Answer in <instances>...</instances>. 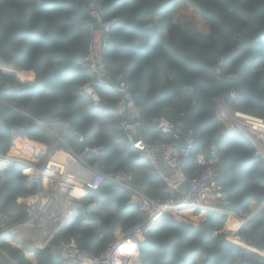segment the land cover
Listing matches in <instances>:
<instances>
[{"label":"trees","instance_id":"trees-1","mask_svg":"<svg viewBox=\"0 0 264 264\" xmlns=\"http://www.w3.org/2000/svg\"><path fill=\"white\" fill-rule=\"evenodd\" d=\"M83 1L0 0V57L34 74L32 81L22 82L0 68V152L41 165L51 148L50 137L33 119L47 126L60 121L68 126L64 141L71 149L82 147L72 129L82 133L86 143L103 145L97 157L88 156L87 160H96L101 172L107 173L125 169L137 154L129 144L122 150L111 141L109 121L101 114L115 107L118 93L97 88L102 102L93 107L74 85L86 71L80 64L85 62L90 29L81 8ZM98 2L104 18L118 19L103 56L112 78L122 73L131 82L148 129L144 141L171 139L152 134L150 119L155 116L166 117L180 130L193 129L196 143L185 163L186 175L201 171L195 155L208 153L220 128L215 99L224 97L229 87L239 95V109L264 117V0ZM178 3L184 5V11L176 12ZM186 6L206 22V30L195 28L188 16L179 20L177 14L186 12ZM19 75L25 76L23 72ZM123 119L121 114L111 122L119 127ZM20 124L27 126L24 133L10 130L11 125ZM216 147L229 193L226 209L245 217L252 202H264V163L252 158V144L234 132L220 133ZM22 168L16 163L11 171H0V210L16 211L19 217L24 215V205L18 204L17 198L26 197L36 188L27 183ZM91 196L103 198L107 207L98 211L88 208V199L81 201L75 216L55 235L54 245L61 238L75 236L79 248L99 254L111 240L113 229L138 219L137 209L127 203V191L116 184L104 180ZM89 214L100 222L93 221V228L79 229ZM232 220L226 213L207 212L194 225L164 214L138 244L137 255L141 264H264V256L245 246L264 250V209L260 217L240 226L238 236L245 243L242 247L225 240ZM0 246L22 264H60L50 249L36 251L33 263L21 250L2 240ZM191 253L201 255V261L188 260Z\"/></svg>","mask_w":264,"mask_h":264},{"label":"built area","instance_id":"built-area-1","mask_svg":"<svg viewBox=\"0 0 264 264\" xmlns=\"http://www.w3.org/2000/svg\"><path fill=\"white\" fill-rule=\"evenodd\" d=\"M81 8L90 29L84 64L91 78L80 89L93 107L102 102L97 88L118 93L119 113L124 116L119 126L122 138L148 161L160 179L162 195H146L133 172L127 169L102 173L98 162H89L87 157H97L103 145L86 143L84 135L72 129L73 135L82 143L81 149L75 151L64 144L61 158L53 156L50 151L39 166L0 152V171H11L16 163H21L25 180L36 187L24 199L23 218H18L16 213L0 210V239L16 248L23 244L35 250L50 248L57 231L76 214L80 201L85 197L89 199L90 193L96 192L101 182L106 180L127 191V203L138 210L139 218L124 227H116L111 233V240L99 254L79 248L75 236L61 238L57 245L60 249L57 258L61 264H139L137 244L154 229L163 214L169 213L177 221H188L191 216L205 212L233 214L226 210L229 193L224 186L225 173L220 166L215 141L218 133L232 131L248 140L253 146L252 158L261 159L264 163V117L238 109L235 105L238 93L233 86L229 87L224 97L215 99L216 116L221 128L214 136L208 153L195 155L201 171L186 175L185 163L196 143L193 129L180 130L166 117L155 116L150 119L154 126L152 134L170 136L171 139L158 143L144 141L143 135L148 129L132 93L131 82L122 73L112 78L103 56L108 35L118 19L104 18L98 0H84ZM26 129L25 124L10 126L12 132L24 133ZM99 202L106 206L102 199L91 197L88 208H93ZM93 221L100 222L97 216L89 214L79 229L93 228ZM243 223L242 219L233 220V233H237ZM213 235H216V231ZM225 239L230 240L227 236ZM14 240L18 242L14 243ZM0 255L7 264H22L5 247L0 246ZM29 255L34 254L29 252ZM31 260L34 261V258Z\"/></svg>","mask_w":264,"mask_h":264},{"label":"crops","instance_id":"crops-1","mask_svg":"<svg viewBox=\"0 0 264 264\" xmlns=\"http://www.w3.org/2000/svg\"><path fill=\"white\" fill-rule=\"evenodd\" d=\"M175 8H177L176 11H178L179 9H181V10L185 9L184 5H182V7H181L179 3ZM201 21H202V23H201L199 29L204 31L207 28V24L204 20L201 19ZM183 24H185V23H183ZM187 27L188 28L190 27L189 23H187ZM56 63H60L59 64L60 67L62 66V63L59 62L58 60H56ZM80 66L83 67L85 70L84 62H81ZM0 68L6 72L13 73L22 82H25V81L30 82L33 80V77H34V74L32 71L20 70L19 68H17L12 63H8V64L5 63V61L1 57H0ZM20 72H23L25 74V76L22 77L21 75H19ZM68 72H70L69 69H68ZM90 78H91V75L85 71V75L83 77L77 78L74 81V85L77 87H80L84 82L90 80ZM119 109H120V106L117 103L115 105V107H112L109 110H105L101 114L105 120L109 121L111 141L113 143L117 144L119 146V148L123 150L127 144L122 139V133H121L119 127L116 126V124L111 122L112 120H115L117 117L120 116ZM45 127H46L47 132H48L49 137H50V145H51L50 149L53 150V155L55 157L60 158V155H61L60 150L61 149L58 148L57 143H60L64 140V133H65L64 123L60 122V121H55L54 123H52L48 126L45 125ZM57 134H59L60 136H58L59 138H57L55 141V139H53L52 137H55ZM134 152L137 154L136 157L131 162H127L125 164L124 168L133 172V174L135 175V179L141 183L145 193L148 196H150V197L161 196L162 193H161L160 179L154 173V171L152 170L148 161L142 157H139L138 153L135 150H134ZM105 203H107V202H105ZM94 208H97L98 211H103L106 208V206L104 203H99ZM262 208L264 209V203L258 204L256 202H252L250 204V213H249V215L245 216L244 220L246 221L248 218L249 219L256 218L259 214L257 212L260 211ZM239 219H241V217H239L237 214H234V220L239 221ZM235 241H236V239H235ZM237 241L242 242L240 240V238L238 239V237H237ZM17 242H18L17 240H14V243H17ZM242 243H244V242H242ZM23 246H24V244L21 245L20 247L22 248ZM20 247H19V249H20ZM254 250H256L258 252L257 248ZM35 259H36V257H35ZM187 259L188 260L197 259L198 261H201L202 256L199 255L198 253H191V254H188ZM139 262H140V260H139ZM140 264H141V262H140Z\"/></svg>","mask_w":264,"mask_h":264},{"label":"clouds","instance_id":"clouds-1","mask_svg":"<svg viewBox=\"0 0 264 264\" xmlns=\"http://www.w3.org/2000/svg\"><path fill=\"white\" fill-rule=\"evenodd\" d=\"M84 65H85V64H84ZM85 69H86V68H85ZM217 70H218V69L216 68V72H217ZM217 73H219V71H218ZM84 95H85V94H84ZM85 96H86V95H85ZM224 96H225V95H224ZM86 97H87V96H86ZM87 98H88V97H87ZM238 99H239V95H238ZM238 99H237V101H236V103H235V105H236L237 108H238V106H237ZM91 106H92V105H91ZM97 107H98V106H97ZM238 109H239V108H238ZM240 110H241V109H240ZM241 111H243V110H241ZM216 112H217V106H215V117H216V119L218 120V118H217V116H216ZM244 112H245V111H244ZM120 115H121V114H120ZM33 120H34L35 122L39 123V124H40L41 126H43L44 128H46L45 125L42 124L40 121H38V120H36V119H33ZM218 122H219V120H218ZM219 123H220V122H219ZM66 127H68V126H67V125H64V131H65ZM220 128H221V124H220ZM220 128H219V130H220ZM119 129H120V128H119ZM46 130H47V129H46ZM120 131H121V130H120ZM218 132H219V131H218ZM230 132H232V131H230ZM121 133H122V132H121ZM222 133H228V132H222ZM216 134H217V133H216ZM216 134H215V135H216ZM219 134H220V133H218V135H219ZM215 135H214V136H215ZM237 135H238V134H237ZM157 136H158V135H157ZM239 136H240V135H239ZM217 137H218V136H217ZM243 138H244V137H243ZM122 139H123V138H122ZM216 139H217V138H216ZM123 141H124V140H123ZM213 141H214V138H213ZM213 141H212V142H213ZM124 142H125V141H124ZM212 142H211V143H212ZM215 142H216V141H215ZM125 143H126V142H125ZM60 144H62V148H61V153H62V150H63V148H64V144H65V145H67V144H66V142H65L64 140H63L62 142H60ZM100 144H101V143H100ZM126 144H128V143H126ZM67 146H68V145H67ZM130 146H131V145H130ZM131 147H132V146H131ZM133 149H134V148H133ZM134 150H135V149H134ZM50 151H51V153L53 154V150L50 149ZM50 151H49V152H50ZM135 151H136V150H135ZM136 152H137V151H136ZM137 153H138V152H137ZM138 155H139V154H138ZM46 156H47V155H46ZM53 156H54V155H53ZM61 156H62V154L60 155V158H61ZM139 157H140V156H139ZM21 159H22V158H21ZM44 159H45V158H44ZM24 160H25V159H24ZM27 161H28V160H27ZM20 164H21V163H20ZM111 171H113V170H111ZM21 174H22V173H21ZM134 176H135V175H134ZM103 181H104V180H103ZM103 181H102V182H103ZM105 181H106V180H105ZM102 182H101V183H102ZM106 182H108V181H106ZM138 182H139V181H138ZM108 183H110V182H108ZM139 183H140V182H139ZM111 184H112V183H111ZM140 184H141V183H140ZM98 189H99V187H98ZM98 189L96 190V192L98 191ZM35 190H36V188H35ZM143 190H144V189H143ZM144 192H145V191H144ZM92 193H95V192H92ZM31 194H32V193H31ZM29 195H30V194H29ZM146 195H147V194H146ZM27 196H28V195H27ZM91 197H93V196H91V193H90V195H89V199H88L87 197H85V198H83L81 201H83V200H87V199L90 200ZM94 197H96V196H94ZM23 198H25V197H23ZM23 198H17L16 202H17L18 204H23V203L19 202V200H20V199H23ZM97 198H98V197H97ZM99 198L102 199L103 201H105L103 198H101V197H99ZM81 201H80V202H81ZM105 202H107V201H105ZM88 203H89V202H88ZM99 203H100V202H99ZM99 203H98V204H99ZM23 205H24V215H25V204H23ZM79 205H80V203H79ZM96 205H97V204H96ZM96 205H95V206H96ZM95 206H94V207H95ZM79 207H80V206H79ZM94 207H93V208H94ZM106 207H107V203H106ZM90 209H92V208H90ZM226 210H227V209H226ZM1 211H2V210H1ZM137 211H138V210H137ZM227 211H229V210H227ZM262 211H263V208H262L260 211L257 212V213H259L258 216L262 213ZM9 212L16 213L17 216H18V218H23V217H24V215H23L22 217H19V215H18V213H17L16 211H10V210H9ZM229 212L233 213L232 215H231V214H229V215L232 216V217H233V220H234V214H237V213H234V212H232V211H229ZM205 213H207V212H205ZM205 213H199V214H196L197 218H196V221H195V222L198 223V221L200 220V218H201ZM217 213H218V212H217ZM165 214H169V213H165ZM226 214H228V213H226ZM163 215H164V214H163ZM163 215H162V216H163ZM169 215H171V214H169ZM237 215H238V214H237ZM74 216H75V215H74ZM74 216H73V217H74ZM171 216H172V215H171ZM199 216H200V217H199ZM238 216H239V215H238ZM258 216H257L256 218H258ZM239 217H241L242 220L245 219V217H243V216H239ZM138 218H139V213H138ZM161 218H162V217H161ZM161 218H160V219H161ZM172 218H173V216H172ZM251 218H252V217H251ZM71 219H72V218H71ZM71 219H70V220H71ZM173 219H174V218H173ZM248 219H249V218H248ZM248 219H247V220H248ZM70 220H69V221H70ZM233 220H232V222H233ZM247 220H246V221H247ZM69 221H68V222H69ZM133 221H134V220H133ZM159 221H160V220H159ZM159 221L157 222V224L159 223ZM181 221H184V220H180L179 222H181ZM246 221L244 220V223H245ZM68 222H67V223H68ZM184 222H186V224H192V223H193V221H191V219L188 220V221H184ZM232 222H231V223H232ZM67 223H66V224H67ZM244 223H243V224H244ZM66 224H65V225H66ZM157 224H156V226H157ZM243 224H242V225H243ZM65 225H64V226H65ZM64 226H63V227H64ZM156 226H155V227H156ZM63 227H62V228H63ZM155 227H154V228H155ZM62 228H60V229L57 231V233H58ZM113 230H114V229H113ZM113 230H112V231H113ZM153 230H154V229H153ZM57 233H56V234H57ZM111 233H112V232H111ZM230 233H231V226H230ZM56 234H55V235H56ZM227 235H228V234H227ZM227 235H226V236H227ZM226 236H225V237H226ZM54 237H55V236H54ZM235 237H239V236H235ZM0 240H2V239H0ZM53 240H54V239H53ZM53 240H52V245L55 246V247H58V246H57L58 244H57V245H54V244H53ZM225 240H226V239H225ZM2 241H3V240H2ZM143 241H144V240H143ZM226 241L229 242L230 240H226ZM3 242H4V241H3ZM58 242H59V241H58ZM139 243H140V242H139ZM139 243H138V244H139ZM4 244L7 245V246H9V245L6 244V243H4ZM138 244H137V246H138ZM235 244H236V243H235ZM10 246H11V245H10ZM53 246H51V247H53ZM12 247H13V246H12ZM14 247H15V246H14ZM51 247H50V248H51ZM15 248H16V247H15ZM50 248H46V249H50ZM58 248H59V247H58ZM243 248H244V247H243ZM17 249L22 251V253H23L25 259H27V260H29L30 262H33V263L36 262V259H35V257H36V251H40V250H38V249H36V250H35V249H31L30 247H28V246H26V245H24V246H23L22 248H20V249H19V248H17ZM43 250H45V249H43ZM252 251H253V250H252ZM29 252H33L34 255H29ZM253 252H254V251H253ZM262 256H263V255H262ZM53 257L55 258V260H58V261L60 262V260L57 258L58 255H57V256H53ZM137 257H138V255H137ZM29 258H31V259L34 258L35 260L33 261V260L29 259ZM138 259H139V257H138ZM60 264H61V262H60ZM139 264H140V262H139Z\"/></svg>","mask_w":264,"mask_h":264},{"label":"rangeland","instance_id":"rangeland-1","mask_svg":"<svg viewBox=\"0 0 264 264\" xmlns=\"http://www.w3.org/2000/svg\"><path fill=\"white\" fill-rule=\"evenodd\" d=\"M172 9H173V6L171 7ZM177 12V11H176ZM177 16H178V18H179V20H182L183 19V17L184 16H188L189 17V19L190 20H193L194 19V21L192 22L193 24V26L195 27V28H200V25H201V23H202V21H201V18L197 15V13L192 9V7L191 6H186V12H182V11H180V12H178V14H177ZM264 105V104H263ZM58 136H60L59 134H57L55 137H52L53 139H55V141H56V139L57 138H59ZM57 146H58V148H62V144H60V143H57ZM61 151V150H60ZM104 188H106V185L104 186ZM117 191H120V189L118 188V189H116ZM25 198H23V199H20L19 200V202H21V203H23L25 200H24ZM264 203V202H263ZM200 217V216H199ZM258 217H260V215L258 216ZM196 218H197V216L196 215H194V216H191L190 217V219H191V221H193V223L192 224H194V225H196L197 224V222H195L196 221ZM232 232L230 233V234H228L227 235V237H229L230 238V241H229V243H232V244H235V245H237V246H240V247H242V246H244V245H241V244H245V243H242V242H240V241H237V237H235V236H238V232L236 233V232H234L233 233V230H231ZM232 236V237H231ZM232 238H235L236 239V241H234V242H232L231 240H232ZM238 239H239V237H238ZM244 242V241H243ZM245 246H247V247H250V248H248V249H250V250H253L254 251V249H256L254 246H252V245H247V244H245ZM251 248H253V249H251ZM246 249V248H245ZM256 254H259V255H264V251L263 250H259L258 249V252H256V251H254Z\"/></svg>","mask_w":264,"mask_h":264},{"label":"water","instance_id":"water-1","mask_svg":"<svg viewBox=\"0 0 264 264\" xmlns=\"http://www.w3.org/2000/svg\"><path fill=\"white\" fill-rule=\"evenodd\" d=\"M181 222L183 224H186V222H184V221H181ZM248 250H250V249H248ZM59 251H60V249L58 247L53 246V247L50 248V253H51L52 256L59 255ZM250 251H252V250H250ZM0 264H7L6 261L4 260V258L1 255H0Z\"/></svg>","mask_w":264,"mask_h":264},{"label":"bare ground","instance_id":"bare-ground-1","mask_svg":"<svg viewBox=\"0 0 264 264\" xmlns=\"http://www.w3.org/2000/svg\"><path fill=\"white\" fill-rule=\"evenodd\" d=\"M232 237V236H231ZM235 239V238H234Z\"/></svg>","mask_w":264,"mask_h":264}]
</instances>
